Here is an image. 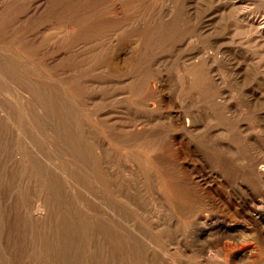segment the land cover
<instances>
[{"label":"rangeland","instance_id":"rangeland-1","mask_svg":"<svg viewBox=\"0 0 264 264\" xmlns=\"http://www.w3.org/2000/svg\"><path fill=\"white\" fill-rule=\"evenodd\" d=\"M263 6L0 0V264H264L244 210L264 187L219 146L264 168ZM207 54L232 75L209 136Z\"/></svg>","mask_w":264,"mask_h":264},{"label":"bare ground","instance_id":"bare-ground-1","mask_svg":"<svg viewBox=\"0 0 264 264\" xmlns=\"http://www.w3.org/2000/svg\"><path fill=\"white\" fill-rule=\"evenodd\" d=\"M233 1V0H232ZM21 2V1H20ZM23 2V1H22ZM115 2H117V1H115ZM19 4V3H18ZM24 4V3H23ZM114 4V3H113ZM123 4V3H122ZM233 3H231V5H232ZM22 5V4H21ZM230 4H226V6L224 7V11H226V14L228 15V13L230 14L231 12L230 11H232V6H234V5H232L231 6ZM264 7V6H263ZM117 8H120V7H117ZM120 11H118V13H119ZM236 13H238V12H236ZM124 15V14H123ZM236 15V14H235ZM237 16V15H236ZM242 17V16H241ZM238 18H239V16H238ZM243 18V17H242ZM239 19H241V18H239ZM238 19V20H239ZM244 20V19H243ZM242 20V21H243ZM246 20V19H245ZM246 22V21H245ZM250 24V23H249ZM248 23H247V26L249 25ZM254 24V23H253ZM234 25H237L236 24V20L235 21H232L231 20V23L228 25L229 27H227V28H230L231 27V29H233V27H234ZM258 25V24H257ZM246 26V27H247ZM252 26V25H251ZM72 28V27H71ZM255 28V27H254ZM253 28V29H254ZM75 29V28H74ZM79 29V28H78ZM205 29V28H204ZM68 30V29H67ZM67 30H66V32H67ZM69 30H70V27H69ZM62 31H65V30H62ZM61 31V32H62ZM247 31V30H246ZM252 31V30H251ZM230 32V31H229ZM257 32L259 33V36L260 37H263L264 38V28H261V29H259V28H257ZM64 33V32H63ZM245 33V32H244ZM250 34H251V32H250ZM253 34V33H252ZM246 35V34H245ZM249 37L248 36H246L245 37V45L247 46V48L249 47V48H253V50H254V48H255V44H257V43H254V38L253 39H248ZM251 38V37H250ZM216 39V38H215ZM237 39V38H236ZM223 40V39H222ZM225 41V40H224ZM260 41V40H259ZM261 42V41H260ZM218 48L219 47H217V53L219 52V50H218ZM256 50H257V48H256ZM221 52V51H220ZM263 55V54H262ZM256 57H258V56H256ZM255 57V58H256ZM221 58L223 59V57L221 56ZM239 58V57H238ZM259 58V57H258ZM253 60V59H252ZM232 67V66H231ZM202 75H203V77H204V96H205V133H206V135L207 136H209V134H211V132H213V131H211V128H212V124H213V122L215 121V117L214 116H212V110L215 108V107H217V106H219V107H221V108H225V109H227V110H229L230 111V109H231V105H229L227 102H225V99H224V97H222V96H220V95H222V93L224 92L223 91V88H224V86L226 85V83H227V81H228V78L229 77H232V75L231 74H228L226 71H224L222 68H219V67H214V65H213V62H212V58H211V55L210 54H207L206 56H205V59H204V62H203V65H202ZM233 68V67H232ZM249 69H250V64H247V66L245 67V71L246 72H248L249 71ZM239 79L238 78H235V82H237ZM202 82V83H203ZM193 85V84H192ZM192 89V88H191ZM233 95H239V96H241V97H243V98H245V101H246V104H245V106L247 107V108H249V107H254V108H256L257 107V105L259 104V98L257 99V98H255V99H251L252 97H248V96H246V94L244 93V91H243V89L241 88L240 90H238L237 91V93H233L232 94V96L230 97V99H232L234 96ZM255 95V94H254ZM258 95V94H257ZM248 100H247V99ZM243 102H244V100H242ZM218 110V109H217ZM228 112V111H227ZM256 113V112H255ZM232 114H233V116H236V111H232ZM259 115V114H258ZM177 116V115H176ZM256 119H257V116H256ZM260 119V118H259ZM258 119V120H259ZM178 124V123H177ZM179 127V126H178ZM175 132V131H174ZM229 132L230 131H220L218 134H219V136L220 137H223V136H226V135H228L229 134ZM179 134V133H178ZM177 135V134H176ZM180 135V134H179ZM180 137H181V135H180ZM184 137V136H183ZM182 137V138H183ZM186 137V136H185ZM184 137V138H185ZM182 138H180L181 140H182ZM179 139V140H180ZM187 140V139H186ZM175 141V140H174ZM182 142H184L183 140H182ZM187 142V141H186ZM179 143V142H178ZM177 143V144H178ZM188 144V143H187ZM174 145V144H173ZM181 146V145H180ZM186 146V145H185ZM219 146H220V148H221V150H223V151H225V149L227 150V153H229V155L234 159V160H238L239 162H243L242 164H243V168H245V173H247V174H245L244 172H243V176H245V175H248V176H250V177H248V178H250V180H247L248 182H251V180L252 181H255V182H258V183H260V184H262V186L264 187V168H260V167H257V165H255V164H253V163H251L250 161H248V160H246V158H247V156H245V157H243V156H240V154H239V152H238V150L236 149L235 151H233V150H230L227 146H225V143H220L219 144ZM176 147H177V145H176ZM188 148H189V146H188ZM175 149H177V148H175ZM187 149V148H186ZM184 151H185V149H184ZM179 152V151H178ZM183 152V151H182ZM186 152V151H185ZM184 152V153H185ZM199 159H201V158H199ZM202 161V160H201ZM172 164V163H171ZM181 164V163H180ZM183 164V163H182ZM186 164V163H185ZM97 166V165H96ZM179 166V165H178ZM239 166V165H238ZM99 167V166H98ZM181 168H183V167H181ZM185 168V167H184ZM183 168V170L185 171V169ZM190 168V167H189ZM97 170H98V168H96ZM179 170H180V168H176L175 169V176H174V178H173V188H174V190L175 189H177V188H179V186L181 187V188H183L182 186H184V181H185V179H184V177H181L180 175H179ZM244 170V169H243ZM103 171V170H102ZM101 171H99V173H100ZM242 173V172H241ZM188 174V173H187ZM187 174L185 175V176H187ZM189 175V174H188ZM193 175V174H192ZM107 176V175H106ZM161 176L163 177V178H167V177H164L163 176V174H161ZM190 176V175H189ZM188 176V177H189ZM91 177V176H90ZM201 177V176H200ZM187 178V177H186ZM195 178V177H194ZM192 179V178H191ZM96 180H98V179H96ZM169 180V179H168ZM246 180V179H245ZM101 181H102V179H101ZM120 181V180H119ZM170 181V180H169ZM190 181V180H189ZM193 181V180H192ZM103 182V181H102ZM107 182V181H106ZM118 182V181H117ZM194 182V181H193ZM197 183H198V181H196ZM205 182V181H204ZM104 183H105V181H104ZM195 183V182H194ZM107 184V183H106ZM105 184V185H106ZM122 184V183H121ZM187 184V183H186ZM199 184V183H198ZM168 185V184H167ZM189 185V184H188ZM191 185V184H190ZM200 185V184H199ZM198 185V186H199ZM256 185H258V184H256ZM92 186V185H91ZM101 186V185H100ZM194 186V185H193ZM201 186V185H200ZM258 187V186H257ZM94 188V187H93ZM92 188V189H93ZM167 188H168V186H167ZM258 188H260V187H258ZM96 189V188H95ZM102 189H103V187H102ZM200 189V188H199ZM211 189V188H210ZM109 190V189H108ZM123 190V189H122ZM169 190V189H168ZM203 190H204V188H203ZM261 190H264V189H261ZM110 191V190H109ZM109 191H108V193H109ZM183 191V190H182ZM201 191V190H200ZM200 191H198V193L200 192ZM212 191V190H211ZM96 191H94V193H95ZM173 192H175V191H173ZM193 192V191H192ZM73 193V192H72ZM103 193H104V190H103ZM123 193V192H122ZM170 193H172V192H170ZM178 193V192H177ZM197 193V192H196ZM204 193V192H203ZM207 193V192H206ZM214 193V192H213ZM105 195L107 194V192L106 193H104ZM124 194V193H123ZM187 194H188V192H187ZM186 194V195H187ZM202 194V193H201ZM205 194V193H204ZM215 194V193H214ZM189 195H191V194H189ZM216 195V194H215ZM109 196L110 195H108V198H109ZM116 196H118V195H116ZM221 196V195H220ZM251 196H253V195H251ZM250 196V197H251ZM174 202H175V204L177 205V207H179L180 205H181V200L179 199V196H177V194L175 193L174 194ZM208 197V196H207ZM107 198V199H108ZM111 198V197H110ZM99 199V198H98ZM118 199V198H117ZM125 200V199H124ZM136 200V199H135ZM203 200V199H202ZM239 200V199H238ZM237 200V201H238ZM250 200V199H249ZM113 201V200H112ZM122 201V200H121ZM204 201V200H203ZM216 202H217V200H215ZM224 201H225V199H224ZM234 201V200H233ZM241 201V200H240ZM116 202V201H115ZM120 201H118V203H119ZM173 202V201H172ZM207 202V201H206ZM209 202V201H208ZM236 202V201H235ZM113 203V202H112ZM190 203V202H189ZM238 203V202H237ZM236 203V204H237ZM243 203V202H242ZM40 204V203H39ZM39 204H37V206L39 205ZM121 204V203H120ZM124 204H125V202H124ZM213 204V203H212ZM211 204V205H212ZM215 204V203H214ZM126 205H128L127 203H126ZM206 205V204H205ZM113 206V205H112ZM117 206H118V204H117ZM182 206V205H181ZM213 206V205H212ZM211 206V208H213ZM244 206V205H243ZM39 207V206H38ZM37 207V208H38ZM119 207H121L120 205H119ZM175 207V206H174ZM210 207V206H209ZM222 207V206H221ZM37 208H36V211H37ZM108 208V207H107ZM124 208H126V207H124ZM235 208V207H234ZM234 208L232 209V210H234ZM115 209V208H114ZM121 209H123V207L121 208ZM240 209V208H239ZM109 210V209H108ZM172 210H173V208H172ZM191 210V209H190ZM242 210V209H241ZM245 210V215H246V217L248 218V220L251 222V225L253 224V226L255 227V230H257V232H259V234H261V236L263 235L264 236V196L263 197H261L259 200H257L256 198H255V196L254 197H252L251 198V200L249 201V203H247L246 204V209H244ZM235 211V210H234ZM38 212V211H37ZM233 212V211H232ZM242 213H244L243 211H241ZM42 213V212H41ZM122 213V212H121ZM235 213V212H234ZM236 215V214H235ZM244 215V216H245ZM107 217V216H106ZM175 217H176V214H175ZM240 217V216H239ZM242 221V220H241ZM115 222V221H114ZM250 222H249V224H250ZM247 224V223H246ZM117 226V225H116ZM95 229V228H94ZM96 230H97V228H96ZM99 230V229H98ZM98 233V232H97ZM262 239H263V237H262ZM249 245V244H248ZM222 247H225V246H222ZM226 248V250H225V252H224V250L223 251H217L216 253H217V255H221V256H223V257H225V256H227L228 254H229V252H228V250H227V246L225 247ZM224 248V249H225ZM254 248V247H253ZM238 249V248H237ZM243 249V248H242ZM249 250H251V249H249ZM256 250V249H255ZM212 253H213V250H212ZM251 253V252H250ZM209 254H211V251L209 252ZM208 254V256H209V258H211V256ZM252 254V253H251ZM213 255V258H215L216 256H214V254H212ZM207 256V257H208ZM252 256V255H251ZM229 257V256H228ZM249 260V259H248ZM255 260V259H254ZM256 260H257V258H256ZM259 261V260H258ZM214 263V262H213ZM217 264V263H216ZM249 264V263H248Z\"/></svg>","mask_w":264,"mask_h":264}]
</instances>
